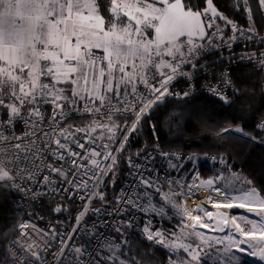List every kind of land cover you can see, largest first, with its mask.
<instances>
[{"label":"snow or ice","instance_id":"snow-or-ice-1","mask_svg":"<svg viewBox=\"0 0 264 264\" xmlns=\"http://www.w3.org/2000/svg\"><path fill=\"white\" fill-rule=\"evenodd\" d=\"M233 10H243L246 28L214 0H201L200 7L189 0H108L106 9L99 0H0V188L32 200L66 194L84 202L70 231L53 225L45 230L33 220L18 223L0 264H142L130 233H138L146 248L163 249L166 264H246L249 257L264 264V189L255 177L234 170L221 154L210 158L218 164L215 173L203 178L194 155L182 158L159 143L153 151L122 155L155 108L168 97L191 95L173 91V82L192 79L186 66L203 69L198 61L206 50H230L238 42L264 46L258 30L264 25L255 19H264V0H255V7L252 0H238ZM233 58L264 71V52ZM223 79L231 84L227 74ZM209 91L232 103L222 90ZM74 115L89 122L65 123ZM17 122L24 125L21 133ZM255 127L260 131L254 135L229 124L216 135L264 146V119ZM122 160L128 179L116 191ZM106 187L115 192L111 199ZM200 190L207 197L187 206L185 197ZM154 193L161 206L153 203ZM94 200L102 207L93 208ZM89 213L96 217L91 227L85 222ZM138 213L174 223L156 227L146 219L141 226ZM109 230L117 236L106 235ZM77 240L84 242L77 246Z\"/></svg>","mask_w":264,"mask_h":264},{"label":"trees","instance_id":"trees-1","mask_svg":"<svg viewBox=\"0 0 264 264\" xmlns=\"http://www.w3.org/2000/svg\"><path fill=\"white\" fill-rule=\"evenodd\" d=\"M107 6L108 0H99ZM197 7L201 6V0H189ZM238 0H214L218 9L228 15L235 22L247 25L246 15L243 10L235 11ZM255 7V0H252ZM107 16V12L103 13ZM255 19L260 25H264V19L258 14ZM248 26V25H247ZM232 78L240 93L233 99L230 105L223 104L217 98L209 95L189 96L183 100L167 98L159 107L155 108L146 121H142L140 130L131 136L123 156L135 154L140 149H149L159 143L164 149L183 152L182 158L194 155L199 164L201 177L207 178L215 173L218 164H213L211 157H219L224 154L233 165V169H239L249 178L255 177L256 185L264 189V146L254 143H247L244 140L230 138L227 134L220 138L216 133L229 124H240L246 130L252 131L255 135L260 130L255 126L264 117V88L262 87L263 73L251 65L238 64L232 68ZM243 117V119H240ZM122 122V121H121ZM151 125L156 126L157 141L153 136ZM207 154L209 159L203 157ZM186 164L185 168H190ZM127 164L121 161L119 175L116 183V191L126 177ZM175 175V174H174ZM108 181H106L107 185ZM162 190L167 191V185H162ZM107 198L115 194L114 190L106 187ZM179 200V198H177ZM55 203V202H54ZM52 203V205H54ZM155 203L161 206L163 203L157 195ZM169 215L172 210L166 207ZM24 214L23 208L16 203V195L12 189L0 188V254L6 242H10L15 236L16 225ZM146 219H152L154 226L171 227L173 222L167 219L160 221L155 214L142 216L141 226ZM131 247L138 249L139 259L142 264H157L162 261L166 264V252L159 248H146V241L140 235L129 234ZM132 253H129L131 255ZM145 254H149L145 260ZM246 264H255L247 260Z\"/></svg>","mask_w":264,"mask_h":264},{"label":"built area","instance_id":"built-area-1","mask_svg":"<svg viewBox=\"0 0 264 264\" xmlns=\"http://www.w3.org/2000/svg\"><path fill=\"white\" fill-rule=\"evenodd\" d=\"M238 24L244 26L245 28L247 27V25H243L240 23ZM258 30L260 31L261 35H264V27H261ZM230 35H231L230 30H226L225 36L227 37ZM216 43L219 44L220 42L217 41ZM242 44L243 42L235 43L232 49L230 50L224 47H216L206 50L202 54L201 59L198 61V64L204 65L203 69L198 68L197 70L193 71L190 68V66H186L185 67L186 71L193 72L192 79L189 80L186 77L178 78L176 81L173 82L172 90L180 93L184 91H190L191 92L190 96H195L200 94V95H209L211 97H215L209 91L210 87H215L225 92L230 99L235 98L240 93V89L238 88V86L236 85V83L232 78V68L234 66H237L238 64H247V65H251L252 67L256 68L259 71L261 70L259 65L256 64L255 62H250L246 59L243 61L239 59H234L233 55L235 57H239L243 55L245 52L249 54L253 51H255L257 54H259L260 52H264V46H260L259 44H255V45L249 44L247 48L243 47ZM257 59H259L258 55H257ZM261 72L263 73L262 87L264 88V71ZM225 74H227V78L231 81L230 85H225L224 83L223 78ZM168 98H172V97H168ZM45 108L47 109V113L51 112L50 106H45ZM2 111L3 110H0V119L5 118L2 115ZM89 119L90 118L81 119L78 116L74 115V118L71 121H66L65 123H73L82 127L84 126V124L89 122ZM132 119H134V117L129 118L131 122ZM262 119H264V117ZM262 119H260V121ZM15 130L17 133L23 132L24 125L20 122H17ZM130 140L131 137L129 138V141ZM154 148L155 145L150 147L146 151H153ZM161 149L168 152L179 153L181 156L183 155V152L181 151L166 150L162 146ZM156 163L157 165H159L162 162L160 161L159 158H157ZM127 179L128 177L126 176L121 184V187L124 186V183ZM13 192L16 195L17 205L23 208L24 210V214L20 222L33 220L38 227L44 228L45 230H47L50 225H53L56 227L58 231L61 229H63L64 231H70L71 227L75 224V217L78 215L80 211L83 210V203H84L83 201H79L76 197H73V200L70 201L67 199L66 194H63V199H61V194H57L51 197H39L36 200H32L30 199V194L28 196H25L23 193L17 192L16 190H13ZM157 195L158 194L154 193L153 203H155ZM111 198L112 196L107 199H111ZM52 203H54V205H52ZM57 206L66 207L67 210L61 213H55L54 209ZM92 207L100 208L102 207V205L98 200H94ZM27 213H31L32 215L29 216L27 215ZM142 216H143L142 213H138L137 219L141 221ZM40 217H43V219H40ZM95 219L96 217L93 216L91 213L85 216V222L89 224V227H91V223ZM108 219L111 220V218ZM57 221H60L61 223H57ZM99 230L105 231L104 229H99ZM105 234L112 237L117 236V234L114 231H110V230L106 231ZM83 242H84L83 240H77L76 244L77 246H79ZM3 250L0 255L3 254ZM49 259L51 260V257H49Z\"/></svg>","mask_w":264,"mask_h":264},{"label":"bare ground","instance_id":"bare-ground-1","mask_svg":"<svg viewBox=\"0 0 264 264\" xmlns=\"http://www.w3.org/2000/svg\"><path fill=\"white\" fill-rule=\"evenodd\" d=\"M207 195H208L207 191L200 190V191L196 192L195 197H185V200L187 202V206L194 207L195 205L200 204L201 200L205 199L207 197ZM248 259L255 263L253 258L249 257Z\"/></svg>","mask_w":264,"mask_h":264},{"label":"rangeland","instance_id":"rangeland-1","mask_svg":"<svg viewBox=\"0 0 264 264\" xmlns=\"http://www.w3.org/2000/svg\"><path fill=\"white\" fill-rule=\"evenodd\" d=\"M128 123L131 124V121L128 120ZM205 207H207V205H205ZM213 211H215V210H213ZM239 211H241V210H232V214H235L236 212H239ZM157 264H163V263H162V261H159Z\"/></svg>","mask_w":264,"mask_h":264},{"label":"water","instance_id":"water-1","mask_svg":"<svg viewBox=\"0 0 264 264\" xmlns=\"http://www.w3.org/2000/svg\"><path fill=\"white\" fill-rule=\"evenodd\" d=\"M253 262V261H252Z\"/></svg>","mask_w":264,"mask_h":264}]
</instances>
